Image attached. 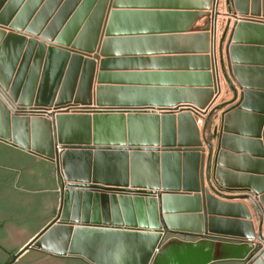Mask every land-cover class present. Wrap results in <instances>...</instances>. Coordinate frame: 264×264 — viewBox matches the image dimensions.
Returning <instances> with one entry per match:
<instances>
[{"label": "water", "instance_id": "1", "mask_svg": "<svg viewBox=\"0 0 264 264\" xmlns=\"http://www.w3.org/2000/svg\"><path fill=\"white\" fill-rule=\"evenodd\" d=\"M5 1L0 142L53 163L60 183L58 213L26 247L87 264H264V0H227L228 69L225 33L219 52L233 97L219 104L213 37L207 26L190 31L203 11L46 0L37 17L61 5L48 33L26 25L43 0H9L2 8ZM213 1L198 10L213 5L215 21ZM129 17L142 23H120ZM178 17L187 24L161 23ZM81 24L75 40L46 39L61 28L59 37L72 38ZM123 44L135 48L122 52ZM168 61L201 67L159 65ZM124 62L155 65L112 69ZM228 75L241 90L236 103ZM190 106L209 109L201 129ZM218 111V129L207 130ZM234 199L251 202L256 228Z\"/></svg>", "mask_w": 264, "mask_h": 264}, {"label": "flooded vegetation", "instance_id": "2", "mask_svg": "<svg viewBox=\"0 0 264 264\" xmlns=\"http://www.w3.org/2000/svg\"><path fill=\"white\" fill-rule=\"evenodd\" d=\"M59 187L53 163L0 142V264H87L26 247L58 213Z\"/></svg>", "mask_w": 264, "mask_h": 264}, {"label": "crops", "instance_id": "3", "mask_svg": "<svg viewBox=\"0 0 264 264\" xmlns=\"http://www.w3.org/2000/svg\"><path fill=\"white\" fill-rule=\"evenodd\" d=\"M9 0H6L2 6V8L8 3ZM208 0H125V3L126 5L128 6H135V5H142V6H159V7H167V8H176L178 10H185V9H190V10H193V11H203V14L201 16H199L191 25V29L190 31L192 32H198L202 27L204 26H207V31L210 33V35H212L213 37V41H214V57H215V61H216V72H217V75L219 77V89H220V92H221V89H222V92H225L228 97L222 101V102H225V101H230L233 97V92L232 90L230 89L229 87V84L227 83V81L224 79V76L221 75V68H220V58H221V53L218 52V45H219V42H220V39H219V22H220V19L218 18V20L215 22L214 20H212V12L209 11V9L207 10H198V8H202L206 5ZM215 1V0H214ZM213 1V3H214ZM227 1V0H226ZM46 2V0H43L41 2V4H39V6H37L34 11L29 14L26 18V25H30L32 24L33 26L35 27H50L49 28V31H47L48 33H54V30H53V27L57 26L59 24V22L57 21L58 18L53 21L54 17H55V14L58 10V8L61 6H57L55 8H46V11H44V14L41 15V17H37V14L38 12L43 8V4ZM22 6L23 4H20L16 10L15 13L12 14V16L15 18L16 17V14L22 9ZM231 8L232 7V4L231 2L227 3L226 4V9L228 10V8ZM53 9V10H52ZM211 10V9H210ZM212 11H213V5H212ZM211 13V15H210ZM27 12L25 11V15L26 16ZM11 16V17H12ZM226 17L225 18V21L223 23V34L225 33V39L223 40L222 42V58L224 60V64H225V67L226 69L227 66H229V62H228V53H226L225 51V46H226V43H227V38H228V35L230 33V30L231 28L233 27V18L232 17ZM256 18H263L262 16H255ZM230 19V20H229ZM68 22V21H67ZM67 22H63L60 26L63 28L64 26L67 25ZM146 22V21H144ZM163 22V23H162ZM120 23L122 24H127V25H130V27L132 26H135V25H139L142 23L141 20H137L135 17H129L127 18L125 21H120ZM162 24H166V25H185L187 24V19L184 18V17H178L177 19H162L161 21ZM83 24H81L80 28L74 32V36L72 38H67V36H61L59 37L60 34H62V31L61 29L60 30H57L55 31V37H52V38H46V39H49L51 42L54 41V40H75L76 36L79 35L80 33V30H81V27H82ZM42 31V30H41ZM226 31V32H225ZM66 33H71V30H67ZM222 34V35H223ZM39 40H43V41H48L46 39H43V38H40L38 37ZM219 40V42H218ZM120 48L119 49H122V52H128V51H132L135 46L133 44H129V45H119ZM256 54L258 53H255V51H252L251 53V57L253 58V61L256 57ZM163 55H174V54H163ZM98 59L96 60V68H95V75L97 74V71H98ZM155 64H149V63H145V64H139L137 62H124V63H115L113 64L112 66V69H134V68H139V67H150V66H153ZM161 65L162 67H169V68H174V69H185V68H199L201 67L200 64L198 63H195L194 61H168L167 63H162V64H159ZM120 71H132V70H113L112 72H120ZM134 71H137V70H134ZM228 71V70H227ZM228 73V72H227ZM229 80L231 82V84L236 88L237 90V93H238V96L236 98V100L233 102V103H236L238 98H239V92L241 91L237 85L235 84V81L233 80V78H231L229 75ZM115 81H122L121 78H118L117 80ZM171 81H175V80H171ZM177 81H198V79L196 78H184L182 77L181 78H177ZM96 85V82L94 80V85L93 87ZM231 104H227V106L225 107H228L230 106ZM225 109V108H223ZM222 111V110H221ZM221 111H218V112H215L209 119L208 123H207V130H212V128H215L217 126V129H218V126H219V123H220V113ZM213 142H215V140H213ZM207 153V151H205V154ZM231 193H234V192H231ZM232 201H240V202H243L250 214H251V220L254 224V227L256 228L257 224H258V216L255 212V209L253 207V205L251 204V202H249L248 200L244 199V200H239V199H234ZM239 263V262H237Z\"/></svg>", "mask_w": 264, "mask_h": 264}, {"label": "rangeland", "instance_id": "4", "mask_svg": "<svg viewBox=\"0 0 264 264\" xmlns=\"http://www.w3.org/2000/svg\"><path fill=\"white\" fill-rule=\"evenodd\" d=\"M225 4H227V1L225 0H221V5L219 6V19H220V22H219V39L221 40V37H222V34H223V23H224V21H225V18L226 17H224L226 14L225 13H228V10L226 9V6H225ZM214 7H216V3H214ZM209 11L210 12H212V15H213V11H212V8H211V10L209 9ZM210 15H211V13H210ZM211 15V16H212ZM218 42H219V40H218ZM219 44H220V42H219ZM218 52H219V45H218ZM99 61V60H98ZM220 64V63H219ZM220 68H221V66H220ZM222 71V70H221ZM221 75H223V73L221 72ZM224 76V75H223ZM224 79H225V77H224ZM226 80V79H225ZM95 87V86H94ZM94 87H93V90H94ZM228 97V95L225 93V92H222V89H221V92H219V94L217 95V98H216V100H215V103H217V104H219V103H222V101H224L226 98ZM188 111H190L189 109H187Z\"/></svg>", "mask_w": 264, "mask_h": 264}, {"label": "built area", "instance_id": "5", "mask_svg": "<svg viewBox=\"0 0 264 264\" xmlns=\"http://www.w3.org/2000/svg\"><path fill=\"white\" fill-rule=\"evenodd\" d=\"M215 3H216V7H214V10L217 11V17H216V20H215V22H216L218 20V18H219V15H218L219 14V10L218 9H219V6L221 5V0H215ZM225 6H226V4H225ZM225 14L226 15L224 17H228L229 16L228 13H225ZM187 109L190 110L191 114L195 118V122H196L197 126L199 127V129H201L203 127V125H204L205 118L208 115L209 109H207V108H201L200 109V108H196L195 106L187 107Z\"/></svg>", "mask_w": 264, "mask_h": 264}, {"label": "trees", "instance_id": "6", "mask_svg": "<svg viewBox=\"0 0 264 264\" xmlns=\"http://www.w3.org/2000/svg\"><path fill=\"white\" fill-rule=\"evenodd\" d=\"M232 262H236V261H232Z\"/></svg>", "mask_w": 264, "mask_h": 264}]
</instances>
